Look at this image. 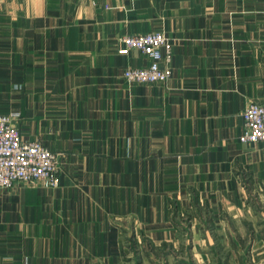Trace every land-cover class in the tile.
I'll use <instances>...</instances> for the list:
<instances>
[{
    "label": "crops",
    "instance_id": "0c3cea01",
    "mask_svg": "<svg viewBox=\"0 0 264 264\" xmlns=\"http://www.w3.org/2000/svg\"><path fill=\"white\" fill-rule=\"evenodd\" d=\"M162 31L171 75L121 38ZM264 0H0V113L60 156L0 187V264H264Z\"/></svg>",
    "mask_w": 264,
    "mask_h": 264
},
{
    "label": "built area",
    "instance_id": "2783aa9c",
    "mask_svg": "<svg viewBox=\"0 0 264 264\" xmlns=\"http://www.w3.org/2000/svg\"><path fill=\"white\" fill-rule=\"evenodd\" d=\"M120 41L119 53L138 49L150 60L144 67L125 68L122 77L127 82L163 81L171 75V44L162 31L126 35ZM242 116L244 130L239 140L264 144V101L249 103ZM18 119V112L0 113V187L34 182L46 187L57 186L59 153L43 146L39 140L24 139L17 125Z\"/></svg>",
    "mask_w": 264,
    "mask_h": 264
}]
</instances>
